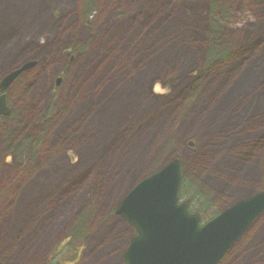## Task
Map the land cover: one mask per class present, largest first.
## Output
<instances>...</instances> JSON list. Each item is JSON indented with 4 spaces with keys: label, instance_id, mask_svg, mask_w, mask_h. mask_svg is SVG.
<instances>
[{
    "label": "rangeland",
    "instance_id": "rangeland-1",
    "mask_svg": "<svg viewBox=\"0 0 264 264\" xmlns=\"http://www.w3.org/2000/svg\"><path fill=\"white\" fill-rule=\"evenodd\" d=\"M208 1L0 0V82L37 61L0 119V264H55L66 241L72 264H125L113 210L174 158L206 219L264 191V0H220L230 54L205 69ZM219 264H264V214Z\"/></svg>",
    "mask_w": 264,
    "mask_h": 264
},
{
    "label": "water",
    "instance_id": "water-1",
    "mask_svg": "<svg viewBox=\"0 0 264 264\" xmlns=\"http://www.w3.org/2000/svg\"><path fill=\"white\" fill-rule=\"evenodd\" d=\"M37 61H28L0 82V116L10 115L7 91ZM61 79L57 85L60 86ZM182 166L170 160L133 186L119 201L115 215L135 230L125 264H219L264 213V191L243 198L201 225V218L181 202Z\"/></svg>",
    "mask_w": 264,
    "mask_h": 264
},
{
    "label": "trees",
    "instance_id": "trees-1",
    "mask_svg": "<svg viewBox=\"0 0 264 264\" xmlns=\"http://www.w3.org/2000/svg\"><path fill=\"white\" fill-rule=\"evenodd\" d=\"M88 2L86 3L85 7L82 9L81 14L85 13L87 8L89 7V5L92 4L93 1H90L89 4H88ZM208 2H209L208 3V5H209L208 12L210 11L209 13L214 14L213 18L217 17V19L215 21H213V24H210L209 33L211 35L213 45H212L210 54L208 55V59L205 62V69L208 67L210 68L212 66L214 67L216 64H219L220 62H222V60H224L230 54V52L226 48L228 46L226 45L224 39L220 40V37H219V34H221V30H222L221 23L224 21V16H226V14H228L229 10L228 11L226 10L225 1L223 2L220 0H209ZM88 12H89V10H88ZM71 48L76 50V45H73ZM0 119H2V117H0ZM25 142L33 143V140H29V138H24L22 140V142H20V144H24ZM184 183H185V179H184V174H183L180 197H181V200L188 202L189 209L192 213L198 214L204 223L211 220L212 218H214L215 216H217L220 213V212H217L212 217H209L206 219L205 214L207 213V210H208L207 207H208V199H209L210 193L203 191V188H202V194H201L199 191H197L195 189L193 183H191V184H189V187L186 188L185 194H184L183 193ZM186 194H189L190 197L186 198L185 197ZM210 206L211 205H209V207ZM114 212H115V210H113V213ZM84 227L86 228V224L84 225ZM80 231H81V228L79 225L73 231L71 238L74 239V238L80 236L81 235ZM55 255L57 256V258L55 260V264H68V263L72 264V263H76L77 260H79L80 249H79V247L73 245L71 242L66 241L57 248Z\"/></svg>",
    "mask_w": 264,
    "mask_h": 264
},
{
    "label": "bare ground",
    "instance_id": "bare-ground-1",
    "mask_svg": "<svg viewBox=\"0 0 264 264\" xmlns=\"http://www.w3.org/2000/svg\"><path fill=\"white\" fill-rule=\"evenodd\" d=\"M90 3V2H89ZM88 3V4H89ZM85 7V4L82 6V9ZM71 51L73 52L74 50L73 49H71ZM18 66H16V67H13V68H11V69H9V70H7L5 73H4V75H3V77L5 76V75H8L11 71H13L15 68H17ZM2 77V78H3ZM34 142V145L35 146H39L40 145V143H41V141H42V139H34L33 140ZM32 145V144H31ZM262 153H264V151L262 152ZM182 179H183V171H182ZM187 204H188V202H186ZM37 205H39V203H36ZM189 205V204H188ZM39 208V207H38ZM34 210L35 211H37V208L36 207H34Z\"/></svg>",
    "mask_w": 264,
    "mask_h": 264
},
{
    "label": "flooded vegetation",
    "instance_id": "flooded-vegetation-1",
    "mask_svg": "<svg viewBox=\"0 0 264 264\" xmlns=\"http://www.w3.org/2000/svg\"><path fill=\"white\" fill-rule=\"evenodd\" d=\"M29 140H30V139H29ZM256 221H257V220H256ZM256 221H255V222H256ZM255 222H254V223H255ZM254 223H253V224H254ZM253 224H252V225H253ZM250 228H251V227H250ZM250 228L244 233V235L247 234V232L250 230ZM244 235H243V236H244ZM235 245H236V244H235ZM235 245H234V246H235ZM233 248H234V247H233Z\"/></svg>",
    "mask_w": 264,
    "mask_h": 264
}]
</instances>
